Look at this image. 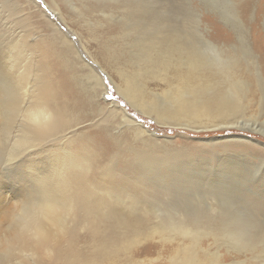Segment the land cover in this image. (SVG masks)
Here are the masks:
<instances>
[{
	"label": "rangeland",
	"instance_id": "374dc122",
	"mask_svg": "<svg viewBox=\"0 0 264 264\" xmlns=\"http://www.w3.org/2000/svg\"><path fill=\"white\" fill-rule=\"evenodd\" d=\"M32 2L36 6L30 9L32 16H36L34 21L48 20L64 35L71 46L73 45L83 64L96 63V69L100 66L98 69L100 74L97 76L106 85L104 102L97 94L99 102L103 103L102 106L109 109L111 103L117 104L134 121L151 134L154 133L158 142L169 141V144L164 145L168 150L172 149L173 153H176L173 150H177L180 157L183 155L177 161L158 164L160 166L146 164L143 160L139 162L137 154L131 151L132 148H142L145 143L127 131V126L120 122L118 115L102 117L104 112L96 115L88 109L82 110L84 114L79 115L75 128L78 136L74 140L96 134L103 135L105 141L95 138L96 148H100L102 152L107 151L104 148L107 144L109 146V141L105 139L108 137L105 134L108 128L116 142L115 151L109 154L113 158L116 174L123 175L126 181H133V178L146 180L144 187L103 183L93 186L95 190L92 192L99 198H104L107 207L113 210L112 220H99V226L101 224L103 229L106 228L105 230L108 231L118 226L121 229V223H124L125 229L122 233L119 228L113 233V236L119 237L118 242L129 241L130 237L126 234L129 233L131 224L139 221L142 225L140 230L144 237H140L139 241L129 248V255L119 253L120 262L171 264V257L175 253L191 246L188 238L180 237L175 233L173 235L171 230L177 228L183 218L193 220L207 218L206 223L212 224V227L209 225H206L207 228L200 227L201 225L192 227L185 221L188 228L204 233V236L198 239V246L195 248V250L198 248L196 250L198 255L203 251L210 255H218L216 264H264V243H262L264 242V109L263 113L259 110L261 105L264 108V0H88L82 4H78L77 0H32ZM122 3H126L129 12L130 10L134 12V17L149 19L154 26L158 21L164 29L181 27L184 31H191L194 34L193 42L198 45L197 51L202 54L201 58L208 60L214 58L216 62L210 63L215 69L229 66L228 61L238 63L240 74L248 79V84L251 85L248 101L241 103L243 113L235 116L239 117L234 123L236 126L205 131L164 128L129 106L114 87L119 79L114 68H110L109 60L102 63V48L119 47L121 51V48L125 49L127 46L128 59L132 60V50L129 49V45L143 38L140 29L142 24V28L147 26L146 20H126ZM189 4L193 7L189 8ZM20 5L24 7L23 0H0V88L6 84L3 81L8 79L7 74L12 75L15 69L13 57L17 52L13 47L17 44L16 39L21 35V30L24 29L20 22L23 18L20 17L23 15ZM71 5H74V11H71ZM39 10L44 16H41ZM129 12L128 17H130ZM38 16L41 19H38ZM133 21L135 26L130 25ZM28 24L30 30L27 31L29 28H25L26 36L22 38L26 42H35L41 36L45 39L46 36H53L50 31L38 25L40 30H36L32 18L28 20ZM183 26H186V29ZM72 37L76 39L73 40ZM205 43L209 45L208 49L203 48ZM212 48H215V51ZM218 52L220 58L214 56ZM219 59L224 62L219 63ZM219 64L222 66L220 67ZM77 70L80 77L78 78L82 83L77 89L84 94L86 79L84 80L78 68ZM67 72L68 75L72 74L71 69H67ZM52 78L55 79V76ZM258 79H260L259 83ZM149 85L151 88L156 87L152 83ZM258 87H263L262 93L258 91ZM156 90L159 91L157 87ZM104 118L109 121H104ZM11 124L14 126L13 123ZM67 135L69 136L68 133ZM53 138L50 140L54 143ZM18 157L5 162L10 158L0 156V227L3 230H6L8 225L15 224L23 216L21 214L23 207L27 206L30 202L29 198L33 195L30 192V189L34 190L31 188L30 180L26 174L21 175L18 169L22 163L19 160L23 159ZM106 188H109L108 191ZM86 191L90 192L87 188ZM134 195L138 204H132L134 201L130 197ZM4 212L6 213L2 214ZM74 214L66 212L65 218H67L66 221L64 220L66 227L70 226L69 222ZM119 222L120 225L117 224ZM83 224L85 223L76 227L77 246L90 254L94 250L92 248L94 243ZM145 228L164 229L162 239L159 235L149 234L150 231ZM248 242L255 245L256 251L244 253L234 250L235 247H241ZM7 252L2 251L0 264H16L23 260L26 263L25 251L21 253L14 248L11 251L14 255L5 257Z\"/></svg>",
	"mask_w": 264,
	"mask_h": 264
},
{
	"label": "bare ground",
	"instance_id": "6f19581e",
	"mask_svg": "<svg viewBox=\"0 0 264 264\" xmlns=\"http://www.w3.org/2000/svg\"><path fill=\"white\" fill-rule=\"evenodd\" d=\"M77 1L78 4H82L88 0ZM23 5L24 7L21 5L19 7L23 12L20 22L24 29L21 30V35L16 39L17 44L13 47V50L17 52L13 57L15 69L12 75L7 74L8 79L3 81L6 84L0 88V156L10 158L5 162L17 159L18 156L23 158L18 159L22 162L18 169L21 175L26 174L34 190L30 189L33 195L30 194L31 198L28 197L30 202L23 207L21 213L23 216L21 215L22 217L15 224L8 225L6 230L0 227V258L3 250L8 251L5 257L13 256L11 251L15 248L21 253L25 251L24 259H27L26 263L23 260L16 264H130L121 263L119 253L129 255V248L139 241L140 237H144L140 230L141 223L138 221L131 224L129 233H124L130 237L128 242H118L119 237L113 236V233L119 226L116 229L110 227L111 229L106 231L107 229H103L101 224L99 226L100 222H98L112 220L111 211L113 210L107 207L104 198H99L92 191L95 190L94 185L102 183L144 187L146 180L133 178V181L129 180L132 181L129 182L120 173L116 174L113 158L109 155L111 151H115L116 142L108 128L105 131L108 137L105 139L109 141V146L107 144L104 148L107 151L102 152L100 148H96L95 138L105 141L103 135H89L90 137L85 139L74 140L78 136L75 128L79 115L84 114L82 110L85 109L96 115L104 112L102 117L118 115L120 122L127 126V131L145 143L142 148H132L131 151L137 154L139 162L143 160L146 164L164 165L177 161L183 155L180 157L177 150H173L176 153H173L172 149L168 150V147L164 145L169 144V141L158 142L154 133L151 134L134 121L117 104L111 103V108H104L103 103L97 98L99 95L103 98L102 101H105L106 85L97 76L100 74L98 71L100 66L96 69V63L83 64L74 51L73 45L71 46L64 35L48 20L34 21L36 16H32L30 9L36 6L32 0H23ZM121 6L125 8L126 20H146L143 17H134V12L132 10L129 12L126 3H122ZM71 11H74V5H71ZM39 13L44 16L40 10ZM38 17L41 19L40 16ZM30 18L33 19L36 30H40V27L50 31L55 38L46 36L47 39H45L41 36L32 43L24 41L22 38L26 36L25 28H29L27 31L30 30L28 24ZM146 21L147 26L142 28V24L141 29L139 26L143 38L129 45V49L132 50V60L128 59L127 46L125 49L121 48V51L119 47L102 48V63L109 60L108 63L110 62L111 65L108 63L107 65L114 68L119 79L118 84H114L117 93L140 115L153 119L156 124L164 128L205 131L236 126L234 123L239 117L235 116L243 113L241 103L249 97L251 85L248 84V79L240 74L238 63L228 61L229 66L215 69L212 65L216 62L214 58L209 60L201 58L202 54L199 50L197 51L198 45L193 42L194 34L190 30V32L184 31L181 27H172L168 30V27L164 29L158 21L155 26L151 20ZM134 23V21L130 22V25L135 26ZM183 28L186 29V26ZM208 46L205 43L203 48L208 49ZM212 50L215 51V48ZM214 56L220 58L219 52ZM218 62L224 61L219 59ZM219 66L222 65L219 64ZM77 68L79 73L82 72L84 80L86 79L84 94L77 89V86H82ZM67 69L72 70L71 76L68 75ZM52 76H55V79ZM149 83L156 86L159 91L156 87L151 88ZM262 88L258 91L263 92ZM67 94H71L74 98L71 107L66 99ZM261 106L259 110L263 113L264 108ZM104 121H106L105 118ZM39 134L53 136L54 143L47 140L48 142L39 144ZM235 147L238 146L235 145ZM80 170L89 173L85 181L75 178ZM60 175L69 176L70 179L58 180L42 186L43 181ZM86 188L90 192H87ZM130 198L134 201L132 204L139 203L136 202L135 195ZM67 211L71 215L75 213L69 222V227H66L64 223ZM196 217L199 218V216ZM183 219L181 224H178L175 229L172 228L171 231L173 235L175 233L180 237L188 238L191 246L184 247L175 253L170 263H218V255H210L206 251L198 255L196 252L198 248L196 250L195 248L198 246V239L203 237L204 233L188 228L185 221L192 227L201 225L200 227L207 228L206 225L209 227L213 225L206 223L207 218ZM83 222L84 229H87L94 243L92 247L94 250L90 254L77 246L76 227H80ZM117 224L120 225V222ZM123 224L121 223L122 228H119L121 233L125 229ZM209 227L208 229H211ZM153 228L145 229L150 231L149 234H156L161 238L164 229ZM234 250L244 253L256 251L255 245L251 242L235 247Z\"/></svg>",
	"mask_w": 264,
	"mask_h": 264
},
{
	"label": "snow or ice",
	"instance_id": "6c2138e0",
	"mask_svg": "<svg viewBox=\"0 0 264 264\" xmlns=\"http://www.w3.org/2000/svg\"><path fill=\"white\" fill-rule=\"evenodd\" d=\"M153 6H155V5H153ZM192 7H193V5H192V4H189V8H192ZM72 39L75 40L76 37H72ZM66 99H67V102H68L69 107H71L74 98L71 96V94H67V95H66ZM107 99L110 100L111 97H107ZM121 107H123V105H121ZM50 139H52V138H50V137H49L48 135H46V134H39V135H38V143H39V144L45 143L47 140H50ZM88 175H89L88 172L83 171V170H80V171L76 174L75 178H76V179H79L80 181H85V180L87 179ZM69 179H70L69 176H63V175H60V176H54V177H51V178L48 179V180L43 181V182H42V186H44V185H48V184L53 183V182H56V181H58V180H64V181H67V180H69Z\"/></svg>",
	"mask_w": 264,
	"mask_h": 264
}]
</instances>
